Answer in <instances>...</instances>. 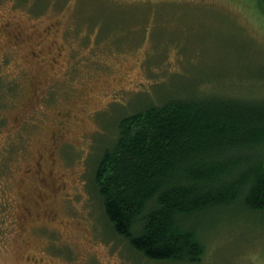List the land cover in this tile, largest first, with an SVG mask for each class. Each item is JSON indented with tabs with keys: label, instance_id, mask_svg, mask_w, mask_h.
I'll return each mask as SVG.
<instances>
[{
	"label": "rangeland",
	"instance_id": "1",
	"mask_svg": "<svg viewBox=\"0 0 264 264\" xmlns=\"http://www.w3.org/2000/svg\"><path fill=\"white\" fill-rule=\"evenodd\" d=\"M0 65V264H174L110 229L97 154L150 104L264 99V14L257 0H0ZM204 217L200 264H264V213Z\"/></svg>",
	"mask_w": 264,
	"mask_h": 264
},
{
	"label": "trees",
	"instance_id": "2",
	"mask_svg": "<svg viewBox=\"0 0 264 264\" xmlns=\"http://www.w3.org/2000/svg\"><path fill=\"white\" fill-rule=\"evenodd\" d=\"M257 6L264 14V0ZM183 97L116 121L114 140L97 154L92 190L135 254L200 264L209 211L264 213V99Z\"/></svg>",
	"mask_w": 264,
	"mask_h": 264
},
{
	"label": "flooded vegetation",
	"instance_id": "3",
	"mask_svg": "<svg viewBox=\"0 0 264 264\" xmlns=\"http://www.w3.org/2000/svg\"><path fill=\"white\" fill-rule=\"evenodd\" d=\"M40 181H41L42 183H44V179H41V178H40ZM35 203H38V202L35 201ZM26 210H28V209L26 208Z\"/></svg>",
	"mask_w": 264,
	"mask_h": 264
}]
</instances>
